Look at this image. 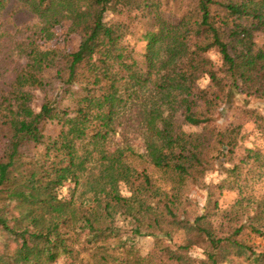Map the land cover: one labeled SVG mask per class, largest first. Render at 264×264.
Listing matches in <instances>:
<instances>
[{
  "label": "trees",
  "instance_id": "obj_1",
  "mask_svg": "<svg viewBox=\"0 0 264 264\" xmlns=\"http://www.w3.org/2000/svg\"><path fill=\"white\" fill-rule=\"evenodd\" d=\"M17 1L38 26L17 44L25 63L0 90V264H221L214 260L221 250L229 253L224 264H264L251 242L264 237V195H244L264 175V154L240 143L244 122L264 136V118L241 110L235 126L214 123L235 96L264 100V0ZM141 21L149 29L140 65L123 39ZM63 22L76 49H44ZM188 63L202 67L207 87L190 80ZM49 70L52 82L43 76ZM31 90L43 93L39 111ZM59 91L71 109L60 106ZM176 113L197 131H183ZM124 120L137 122L141 154L110 145ZM49 123L59 128L55 136L45 134ZM217 168L223 177L210 185ZM66 183L86 191L65 207ZM192 189L206 192L200 209H188ZM223 191L238 193L228 210L214 199ZM149 217L156 235L145 228ZM150 236L142 254L135 241ZM179 237L173 249L162 242Z\"/></svg>",
  "mask_w": 264,
  "mask_h": 264
},
{
  "label": "rangeland",
  "instance_id": "obj_2",
  "mask_svg": "<svg viewBox=\"0 0 264 264\" xmlns=\"http://www.w3.org/2000/svg\"><path fill=\"white\" fill-rule=\"evenodd\" d=\"M45 1V0H41ZM164 2V1H163ZM173 9V6H169L167 11ZM184 10L182 7H175L173 12L175 14H180ZM111 15H107L106 20H108ZM38 26V19L35 18L28 10L24 9L17 0H7L5 2L4 8L0 11V90L7 92L9 84L13 80L15 73L19 68L25 63L24 57L20 56L18 48L16 47L18 43L24 42L26 37L32 34ZM68 23L63 22L61 25L53 28V33L55 35L54 39L49 41L43 46L44 49L56 47L59 49H65L67 51H74L78 44V39L74 35L67 34ZM149 29L148 23L146 21L136 22L127 32L123 39V43L132 52L133 57L138 64H142L144 59L143 55L145 52L146 42L143 39L144 33ZM115 29L113 27H108L107 32L110 37L114 36ZM207 57L214 63L215 66L220 65L219 55L215 50H211L207 53ZM187 71L190 80L196 84L198 88H205L209 85L208 79L202 74V67L198 64L188 63ZM45 80L52 82L54 77V71H46L43 74ZM54 87L56 88V83ZM33 96V101L31 103L32 109L34 111H39V108L43 102V93L37 90L30 91ZM57 100L60 102V106L65 109L72 108V102L66 98L61 99V92ZM241 110H251L256 114L264 118V100L255 98H244L243 96H235L232 104L220 108L214 114V123L219 130H222L229 126H235L241 119ZM127 124V128H118L117 134L110 141V145L115 147L117 144L127 143L129 144L135 152L141 154L143 152V144L139 133L135 132L132 125H136V121L124 120ZM174 122L176 125L181 126L182 130L186 133H191L197 131V128L189 127L188 125L182 124V118L179 113L174 116ZM242 126L240 136H241V146L248 148H256L264 154V136L256 130L252 121L244 122ZM129 127V128H128ZM58 126L55 123H49L45 127V134L50 136H55L58 132ZM128 133H126V132ZM125 136V138H124ZM142 166H140L141 168ZM223 177L221 169L217 168L215 172L211 173L206 182L210 185L218 184L219 180ZM78 188V187H77ZM76 188V189H77ZM74 188L73 183H66L60 191V198L62 206H68V204L73 200H76L81 192H85V187H79L77 191ZM120 191L122 195H128V189L124 186H120ZM244 195H252L253 197L260 198L264 195V175L263 177L256 181L248 182L247 187L244 188ZM84 197H89L88 194ZM238 198V193L236 191H223L219 196L218 193L214 196V199L218 201V206L220 210H228L234 201ZM191 205L188 207L192 210L195 206L200 209L204 206L206 202V192L202 190L192 189L190 191ZM118 226L122 233H126L128 230L127 222L120 219ZM146 230L150 235H156L157 229L149 217L144 222ZM141 238L135 241L136 247L140 250L142 254L148 253L154 243L153 237ZM181 238H175L172 242L162 239V242L169 246L170 248H175L177 244L181 242ZM255 249L257 251L264 252V237L263 238H253L251 240ZM194 258H202V252L198 249H193L190 254ZM229 256L228 251H218L214 255V260L224 264ZM63 259L58 260L55 264H63Z\"/></svg>",
  "mask_w": 264,
  "mask_h": 264
}]
</instances>
